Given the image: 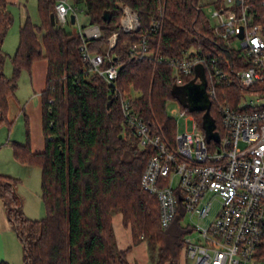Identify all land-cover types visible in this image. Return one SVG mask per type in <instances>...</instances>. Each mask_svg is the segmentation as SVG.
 I'll return each instance as SVG.
<instances>
[{
    "label": "trees",
    "instance_id": "1",
    "mask_svg": "<svg viewBox=\"0 0 264 264\" xmlns=\"http://www.w3.org/2000/svg\"><path fill=\"white\" fill-rule=\"evenodd\" d=\"M70 1L74 6L81 5L89 26L96 25L100 30L98 38L87 41L89 52L103 57L102 68L118 67L116 83L120 92L132 99L134 110L146 123L160 126L169 140L175 135L176 125L165 106L171 99L178 101L173 94L176 85L172 83V69L130 53V46L143 36L153 54L181 56L195 49L215 59L230 77L219 88L218 97L230 105L254 90L241 87L234 75L236 70L248 67L247 60L239 56L232 39L221 37L203 10L220 0ZM55 2L37 0L40 23L25 19L19 26L17 49L10 57L2 50V43L12 18L6 10L7 1L0 0V124H12L6 112L21 71H29L36 61H46L40 92L44 148L41 152L32 150L26 117L25 142L11 144L16 162L40 168L45 216L38 220L25 217L16 192L18 180L0 174V201L21 243L22 264H129V248L121 250L116 244L111 222L116 213L121 214L123 225L130 227L133 243L146 241L148 250L154 251L150 257L154 264H178L183 236L188 232L182 217L177 216L168 228H161L157 199L140 188L150 152L140 148L139 139L123 127L115 101L108 104L104 80L80 57L78 33L65 30L56 20L51 24ZM122 5L136 13L137 30L118 31ZM249 12L264 39V0H251ZM114 32H118L116 44L107 49ZM7 58L12 66L10 77L4 74ZM191 80L184 78L180 87ZM210 108L208 115L216 126L218 118ZM204 112L189 111L206 135ZM255 258L264 261V236Z\"/></svg>",
    "mask_w": 264,
    "mask_h": 264
},
{
    "label": "built area",
    "instance_id": "2",
    "mask_svg": "<svg viewBox=\"0 0 264 264\" xmlns=\"http://www.w3.org/2000/svg\"><path fill=\"white\" fill-rule=\"evenodd\" d=\"M250 2L220 0L213 5L211 18L223 39L239 41V56L248 62V67L234 72L239 84L254 89L250 93L264 99V39L260 26L252 24ZM70 8L67 0H56L54 18L60 25L68 22ZM121 9L118 31L137 30L136 13L127 5ZM77 33L81 59L104 80L111 101L119 108L123 127L150 152L140 188L157 199L161 228L182 217L188 232L181 250L193 264H256L255 252L264 236V103L241 105L245 101L241 97L236 105H230L218 97L219 88L230 77L215 59L195 49L181 56L153 54L143 36L130 46V53L168 65L174 85L181 86L186 77L200 84L196 68H201L210 110L218 118L211 130L218 140L207 139L195 116L180 106L179 114L192 120L191 131L175 129L169 140L160 126L146 123L134 110L132 99L120 92L118 67L102 68L103 57L89 52L86 43L100 36L98 26L79 28ZM117 35H111L108 49L114 48Z\"/></svg>",
    "mask_w": 264,
    "mask_h": 264
},
{
    "label": "rangeland",
    "instance_id": "3",
    "mask_svg": "<svg viewBox=\"0 0 264 264\" xmlns=\"http://www.w3.org/2000/svg\"><path fill=\"white\" fill-rule=\"evenodd\" d=\"M6 10L9 12L12 23L7 29L6 35L4 37L2 43V50L8 55L13 56L15 53L18 42H19V26L25 21L28 17L30 21L35 24L39 25L40 19L37 11V0H6ZM68 4L71 6L69 9L67 20L69 22L70 15L74 14L76 18V22L71 25L68 24H61V26L70 32H78V29H85L90 27L87 17L82 11L81 5L74 6L70 0H67ZM214 7L212 4L206 5L203 10L210 21L212 26L216 25V21L211 18V12L213 11ZM109 45V44H108ZM232 46L238 50L239 49V41L234 40ZM108 49V48H107ZM41 61V60H39ZM39 61L34 62L33 64L34 69L30 72L27 70L21 71L18 79L17 85L18 90L21 95L24 89L29 94L27 95L28 99L31 94H33V89L31 87V76H37V86L38 81L40 79L41 85L44 87L45 83V75H46V68L45 72L41 73L39 69L38 63ZM45 61V60H44ZM32 64V65H33ZM46 64V62H45ZM37 65V66H36ZM4 74L7 77L12 75V66L9 58L6 59L4 63ZM39 78V79H38ZM42 87V89H43ZM183 92L182 89H179V94L181 95ZM138 93H134V96H137ZM243 98L245 101L241 102V105H246L250 102L253 104H262L264 103V99H260L259 96L253 93H245ZM184 99V98H183ZM185 100V99H184ZM22 102V101H21ZM180 99L177 100H169L166 103L165 111L176 125V129L178 132L184 131H191L192 127V120L185 116H181L179 114L180 110ZM34 105V100H32ZM13 123L8 126L7 124H0V173L11 175L13 178L17 179L16 185V192L21 199V212L25 217L30 220H38L45 216V206L41 199V171L37 165H30L25 166L15 161L12 154L11 144L12 142H25V117L22 113L15 112L13 114ZM8 118V117H7ZM38 114L33 122L38 121ZM9 119V118H8ZM28 128L30 133V140L32 139V130H33V137L37 136V138L41 137V127L38 130V124H33V129L31 130L29 120H28ZM37 133V135H36ZM31 143V142H30ZM140 147V146H139ZM141 148V147H140ZM11 163H10V162ZM13 165V166H12ZM3 171V172H1ZM3 212V208L0 202V218ZM3 219V217L1 218ZM183 227L186 228L185 221H182ZM6 229H0V262H8L9 264H22L23 262V252L22 246L17 238L16 233L11 227H8L6 223ZM130 229V227H128ZM131 231V230H130ZM138 233V232H137ZM140 234V233H139ZM187 236V233L183 236V238ZM154 251L148 250L149 257H151ZM150 264H154L153 261L150 260ZM178 264H193L191 259L185 258L181 254L179 258ZM256 264H264V261H257Z\"/></svg>",
    "mask_w": 264,
    "mask_h": 264
},
{
    "label": "crops",
    "instance_id": "4",
    "mask_svg": "<svg viewBox=\"0 0 264 264\" xmlns=\"http://www.w3.org/2000/svg\"><path fill=\"white\" fill-rule=\"evenodd\" d=\"M39 62H40L38 63L40 64L39 69L41 70V73L42 72L44 73L45 68H46V64H45L46 61L41 60ZM34 64L32 65L31 70L34 69V66H35ZM30 82H31V87L33 89V94H31V96H29L28 98L30 100L29 101L25 100L27 99V95L29 94L30 91L27 93L26 90L24 89V92L22 91L20 95L18 86H17V89L14 92V95L9 98L6 116L9 118V119L7 118L8 121H11L13 123V120L11 119V117L13 118L14 117L13 114L19 111V113H22V115H24V117H26L27 120H29L31 130L33 129V124L36 125V127L38 124L39 125L38 130H39V127H41L40 92L43 86L41 85L40 79L38 81V86H37V76H34V75L31 76ZM32 100H34L35 102L34 105L32 103ZM35 114H36V117L38 114L39 118H38V121L33 122V120L35 119ZM40 133H41V137L40 136L38 138L37 136L33 137V130H32V139L30 140V142H31V148L35 152H41L44 148V139L42 135V130ZM17 143H22V142H17ZM1 175L12 177L11 175H7V174H1ZM1 206L3 208L1 218L3 217V219L0 218V229L5 230L7 228L6 223L8 224V227H11V226L8 223L6 211L3 207L2 202H1ZM111 222H112V227H113L117 247L121 250L129 248L127 255H126L128 263L129 264H150V257L148 254V245L146 241L140 240L136 243H133L131 231L128 227L123 225L121 214L119 213L114 214L111 218ZM181 254L184 256L182 250L180 251L179 258ZM179 258H178V262H179Z\"/></svg>",
    "mask_w": 264,
    "mask_h": 264
},
{
    "label": "water",
    "instance_id": "5",
    "mask_svg": "<svg viewBox=\"0 0 264 264\" xmlns=\"http://www.w3.org/2000/svg\"><path fill=\"white\" fill-rule=\"evenodd\" d=\"M104 19L108 20L107 14L104 15ZM50 22L52 25L55 24L54 14H50ZM69 22L71 25H73L75 23L74 14L70 15ZM238 37L241 38L242 33H240L238 35ZM201 71H202L201 68H199V67L196 68V74H198L202 80V82L200 84L195 83L194 79H192L190 82H188L186 85H184L182 87L175 86L174 87L175 91L173 92V94L177 99H180V103L184 107H187L190 112L205 110V112L203 114V128L206 131V137H207V139H210L213 137L216 140H218V135L211 133V130L214 128V121L208 115V110H209L210 104L207 100V96L205 93V81H204V78L201 74ZM179 89L183 90L181 95L179 94ZM107 99H108V104H110L111 99H110L109 95H108Z\"/></svg>",
    "mask_w": 264,
    "mask_h": 264
}]
</instances>
